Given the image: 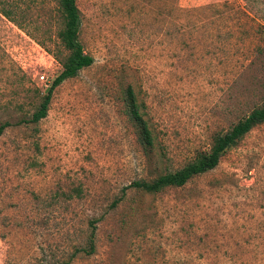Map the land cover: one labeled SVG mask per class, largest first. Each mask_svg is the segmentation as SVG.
<instances>
[{
	"label": "rangeland",
	"instance_id": "rangeland-1",
	"mask_svg": "<svg viewBox=\"0 0 264 264\" xmlns=\"http://www.w3.org/2000/svg\"><path fill=\"white\" fill-rule=\"evenodd\" d=\"M1 5L18 26L0 14V264H264V122L182 187L125 189L206 152L262 103L264 0H75L93 62L35 125L66 55L56 1ZM127 86L151 149L124 112Z\"/></svg>",
	"mask_w": 264,
	"mask_h": 264
},
{
	"label": "trees",
	"instance_id": "trees-1",
	"mask_svg": "<svg viewBox=\"0 0 264 264\" xmlns=\"http://www.w3.org/2000/svg\"><path fill=\"white\" fill-rule=\"evenodd\" d=\"M55 1L60 17V28L55 32V38L66 52V55L59 60L56 58L60 65V72L51 80L47 90L43 94H38V103L29 118L24 122V124L28 125H35L46 116L54 88L63 81L74 78L80 70L89 67L93 62L92 57L83 52L78 40L80 17L75 0ZM224 5H227V3ZM12 8L8 5H1L0 14L18 26L13 17L15 10ZM122 105L128 120L135 130L138 144L144 149L153 148L155 139L146 119L144 105L136 98L130 86H127L123 90ZM263 122L264 100L259 106L253 108L248 114L234 123L226 132L214 135L211 139L209 149L206 152L196 153L189 162L180 168L158 175L152 180L133 181L125 189H135L138 192L154 194L168 187H182L190 179L212 170L226 151L235 147L246 133ZM7 126V123L0 125V135ZM115 203L113 202L112 205H115ZM89 224L91 225V232L87 236V248L81 250L85 255H90L94 251L93 228L92 224Z\"/></svg>",
	"mask_w": 264,
	"mask_h": 264
},
{
	"label": "built area",
	"instance_id": "built-area-1",
	"mask_svg": "<svg viewBox=\"0 0 264 264\" xmlns=\"http://www.w3.org/2000/svg\"><path fill=\"white\" fill-rule=\"evenodd\" d=\"M42 79V77H40V80Z\"/></svg>",
	"mask_w": 264,
	"mask_h": 264
}]
</instances>
